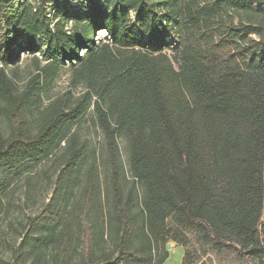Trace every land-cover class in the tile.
I'll return each mask as SVG.
<instances>
[{
	"label": "trees",
	"instance_id": "1",
	"mask_svg": "<svg viewBox=\"0 0 264 264\" xmlns=\"http://www.w3.org/2000/svg\"><path fill=\"white\" fill-rule=\"evenodd\" d=\"M50 159L15 264H264V0H0V195Z\"/></svg>",
	"mask_w": 264,
	"mask_h": 264
},
{
	"label": "rangeland",
	"instance_id": "2",
	"mask_svg": "<svg viewBox=\"0 0 264 264\" xmlns=\"http://www.w3.org/2000/svg\"><path fill=\"white\" fill-rule=\"evenodd\" d=\"M21 56L19 66L22 83L27 79L30 71L29 62ZM69 72L64 70L55 81L49 98H55L69 91ZM72 91V90H71ZM80 89L73 91L78 95ZM92 149L100 151L101 138L92 129L86 130ZM121 154L125 160V150L121 145ZM56 164L54 159L43 162L29 176L22 177L11 184L5 196H1L0 206V264H15L12 254L19 246L22 237L26 234L28 219L33 218L46 204H51L56 191ZM264 185V168H263ZM168 257L162 264H181L184 250L175 243H169ZM197 258V257H196ZM199 264H245L231 254L215 255L208 253L198 258Z\"/></svg>",
	"mask_w": 264,
	"mask_h": 264
},
{
	"label": "water",
	"instance_id": "3",
	"mask_svg": "<svg viewBox=\"0 0 264 264\" xmlns=\"http://www.w3.org/2000/svg\"><path fill=\"white\" fill-rule=\"evenodd\" d=\"M168 249H170V246L167 245V246H166V250H168Z\"/></svg>",
	"mask_w": 264,
	"mask_h": 264
}]
</instances>
